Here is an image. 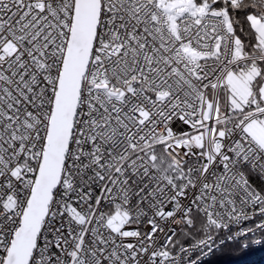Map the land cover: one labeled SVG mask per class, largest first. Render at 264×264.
<instances>
[{
    "label": "snow or ice",
    "instance_id": "1",
    "mask_svg": "<svg viewBox=\"0 0 264 264\" xmlns=\"http://www.w3.org/2000/svg\"><path fill=\"white\" fill-rule=\"evenodd\" d=\"M264 246V0H0V264H201Z\"/></svg>",
    "mask_w": 264,
    "mask_h": 264
},
{
    "label": "trees",
    "instance_id": "2",
    "mask_svg": "<svg viewBox=\"0 0 264 264\" xmlns=\"http://www.w3.org/2000/svg\"><path fill=\"white\" fill-rule=\"evenodd\" d=\"M252 249L256 250L251 252ZM201 264H264V246L244 250L236 245H224Z\"/></svg>",
    "mask_w": 264,
    "mask_h": 264
},
{
    "label": "bare ground",
    "instance_id": "3",
    "mask_svg": "<svg viewBox=\"0 0 264 264\" xmlns=\"http://www.w3.org/2000/svg\"><path fill=\"white\" fill-rule=\"evenodd\" d=\"M220 247H217L213 252H215L216 250H218ZM213 252L211 253V254H209V255H206L202 260H201V263L203 262V261H205L206 259H208L212 254H213Z\"/></svg>",
    "mask_w": 264,
    "mask_h": 264
},
{
    "label": "rangeland",
    "instance_id": "4",
    "mask_svg": "<svg viewBox=\"0 0 264 264\" xmlns=\"http://www.w3.org/2000/svg\"><path fill=\"white\" fill-rule=\"evenodd\" d=\"M255 250H256V249H252L251 252H252V251H255Z\"/></svg>",
    "mask_w": 264,
    "mask_h": 264
}]
</instances>
